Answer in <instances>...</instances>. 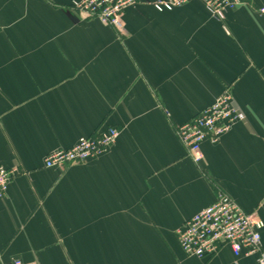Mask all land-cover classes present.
<instances>
[{
  "label": "crops",
  "instance_id": "obj_1",
  "mask_svg": "<svg viewBox=\"0 0 264 264\" xmlns=\"http://www.w3.org/2000/svg\"><path fill=\"white\" fill-rule=\"evenodd\" d=\"M74 1L0 0V167L20 172L0 199V264H258L230 247L189 258L177 232L219 193L264 223L262 1L219 20L197 0H141L123 33ZM226 91L246 119L197 164L176 128ZM111 128L105 155L45 167Z\"/></svg>",
  "mask_w": 264,
  "mask_h": 264
},
{
  "label": "built area",
  "instance_id": "obj_2",
  "mask_svg": "<svg viewBox=\"0 0 264 264\" xmlns=\"http://www.w3.org/2000/svg\"><path fill=\"white\" fill-rule=\"evenodd\" d=\"M195 0H155L151 4L156 11L172 12ZM211 16L225 20L227 13L238 9L244 0H197ZM257 13L264 16V0ZM141 0H80L69 9L82 20L97 19L107 26L124 32L125 12L137 6ZM246 119L234 104L231 92L226 91L210 107L204 109L185 124L176 128V134L188 156L197 164L203 159L202 145L206 141L220 142L236 124ZM121 131L111 128L91 137H84L72 148L50 153L45 160L48 169L72 164H84L108 153L118 142ZM20 172L0 167V199L7 196L11 182ZM264 223L256 212L246 213L232 198L219 193L216 201L185 221L178 230V241L183 253L189 258L211 259L225 247H230L236 257L243 254L257 258L264 264L262 229ZM14 264H24L21 260Z\"/></svg>",
  "mask_w": 264,
  "mask_h": 264
}]
</instances>
